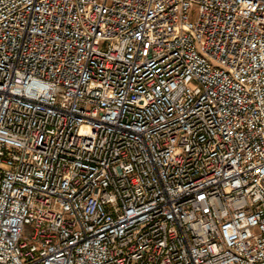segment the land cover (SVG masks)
I'll use <instances>...</instances> for the list:
<instances>
[{
  "label": "built area",
  "instance_id": "2783aa9c",
  "mask_svg": "<svg viewBox=\"0 0 264 264\" xmlns=\"http://www.w3.org/2000/svg\"><path fill=\"white\" fill-rule=\"evenodd\" d=\"M0 264H264V0H0Z\"/></svg>",
  "mask_w": 264,
  "mask_h": 264
}]
</instances>
